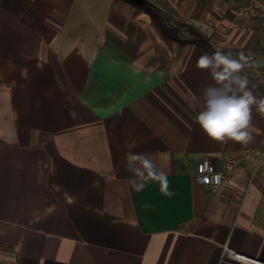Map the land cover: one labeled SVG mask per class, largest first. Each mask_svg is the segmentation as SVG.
Wrapping results in <instances>:
<instances>
[{
  "label": "crops",
  "instance_id": "crops-1",
  "mask_svg": "<svg viewBox=\"0 0 264 264\" xmlns=\"http://www.w3.org/2000/svg\"><path fill=\"white\" fill-rule=\"evenodd\" d=\"M238 1L0 0V264H246L226 250L264 262V161L247 156L264 147V114L247 145L195 120L214 83L201 54L263 63L264 29ZM133 143L172 196L132 189ZM226 155L235 171L202 185L203 159Z\"/></svg>",
  "mask_w": 264,
  "mask_h": 264
},
{
  "label": "clouds",
  "instance_id": "clouds-1",
  "mask_svg": "<svg viewBox=\"0 0 264 264\" xmlns=\"http://www.w3.org/2000/svg\"><path fill=\"white\" fill-rule=\"evenodd\" d=\"M196 66L206 70L214 82L204 87L199 101L195 120L200 129L219 143H251L254 139L253 109L264 114V98L257 99L254 95L245 69H259L264 64L243 52L234 57L231 52L217 49L212 54H201ZM135 146V143L128 145L126 154V168L132 174L128 182L132 189L142 191L147 182L155 181L164 195L172 196L168 190V172L157 165L151 153L132 152Z\"/></svg>",
  "mask_w": 264,
  "mask_h": 264
},
{
  "label": "built area",
  "instance_id": "built-area-1",
  "mask_svg": "<svg viewBox=\"0 0 264 264\" xmlns=\"http://www.w3.org/2000/svg\"><path fill=\"white\" fill-rule=\"evenodd\" d=\"M236 9L246 22L258 21L264 29V0H239ZM262 64H264V60ZM245 73L257 84L260 91L264 93V67L259 69L246 68ZM247 156L263 162L264 147L250 150L247 152ZM237 165V159L230 155L224 157L219 168H216L209 159L205 158L198 167L196 178L207 188H217L224 179L228 178L235 171ZM226 253L231 258L246 264H264L261 260L235 252L234 250H226Z\"/></svg>",
  "mask_w": 264,
  "mask_h": 264
},
{
  "label": "trees",
  "instance_id": "trees-1",
  "mask_svg": "<svg viewBox=\"0 0 264 264\" xmlns=\"http://www.w3.org/2000/svg\"><path fill=\"white\" fill-rule=\"evenodd\" d=\"M197 42L198 44H200L203 48H207L208 47V42L207 39L203 36H198L197 38Z\"/></svg>",
  "mask_w": 264,
  "mask_h": 264
}]
</instances>
